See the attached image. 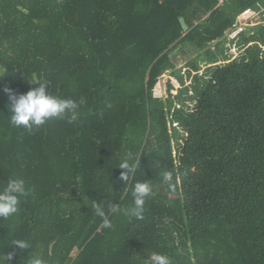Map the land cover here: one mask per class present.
<instances>
[{
  "label": "trees",
  "instance_id": "obj_1",
  "mask_svg": "<svg viewBox=\"0 0 264 264\" xmlns=\"http://www.w3.org/2000/svg\"><path fill=\"white\" fill-rule=\"evenodd\" d=\"M246 12L261 23L230 38ZM177 51L193 55L184 72ZM165 74L179 87L163 99L154 89ZM0 78V188L22 178L28 190L0 218L11 264L31 253L143 264L151 252L172 264H264V0H0ZM41 79L51 95L86 100L77 119L13 126L4 89ZM127 151L139 168L124 184ZM136 181L152 185L143 218L110 213L103 228L91 200L128 207Z\"/></svg>",
  "mask_w": 264,
  "mask_h": 264
},
{
  "label": "clouds",
  "instance_id": "obj_2",
  "mask_svg": "<svg viewBox=\"0 0 264 264\" xmlns=\"http://www.w3.org/2000/svg\"><path fill=\"white\" fill-rule=\"evenodd\" d=\"M30 83L37 86L26 93L17 94L11 88L4 89L9 99L10 123L15 127H23L28 131H32L40 128L52 118L67 119L68 123H73L77 119L78 110L86 103L83 97L77 101L49 94L47 91L49 84L46 80L41 79L39 82ZM116 168L122 170L120 180L126 184L139 168V156L132 151L125 152ZM162 180L170 189L174 188L172 184L173 173L171 171L163 172ZM27 195L28 190L24 179H8L7 183L0 188V218L8 219L17 214L21 198ZM151 195L152 185L149 181H136L131 192L132 202L128 207L122 208L120 203L110 202L107 211H105V208L97 200H91V210L101 218L103 228L111 229L113 225L109 219L110 213H122L129 219H142L145 202ZM9 246H15L20 250H28L31 247L27 240L15 238L10 241ZM13 255V252L0 254V264H11ZM24 264H49V261L31 253L24 257ZM143 264H172V262L165 254L151 252L146 259H143Z\"/></svg>",
  "mask_w": 264,
  "mask_h": 264
},
{
  "label": "rangeland",
  "instance_id": "obj_3",
  "mask_svg": "<svg viewBox=\"0 0 264 264\" xmlns=\"http://www.w3.org/2000/svg\"><path fill=\"white\" fill-rule=\"evenodd\" d=\"M261 21L262 19L258 13H252V12L244 13L238 18L237 29L232 33H230V38H232L236 33H238L242 27L254 26L261 23ZM230 53L232 57H235L237 55V51L233 47L231 48ZM173 56H175L177 60L176 68L178 70H181V72H184L185 64L193 58V55L186 56L179 51L175 52ZM169 86H171L172 88L171 90L169 89ZM178 87L179 84L174 79L170 78L169 74H165L159 79L154 89V96L158 98L166 99L168 95H174Z\"/></svg>",
  "mask_w": 264,
  "mask_h": 264
},
{
  "label": "water",
  "instance_id": "obj_4",
  "mask_svg": "<svg viewBox=\"0 0 264 264\" xmlns=\"http://www.w3.org/2000/svg\"><path fill=\"white\" fill-rule=\"evenodd\" d=\"M180 24H181V26H182L183 30H184V31H186V30H187V26L185 25V23H184V20H183V19H180Z\"/></svg>",
  "mask_w": 264,
  "mask_h": 264
}]
</instances>
